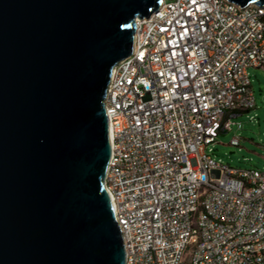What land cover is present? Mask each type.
<instances>
[{"label": "built area", "instance_id": "2783aa9c", "mask_svg": "<svg viewBox=\"0 0 264 264\" xmlns=\"http://www.w3.org/2000/svg\"><path fill=\"white\" fill-rule=\"evenodd\" d=\"M227 1L161 0L111 68L104 185L123 264H264V170L207 148L254 107L247 68L264 67V6Z\"/></svg>", "mask_w": 264, "mask_h": 264}, {"label": "water", "instance_id": "95a60500", "mask_svg": "<svg viewBox=\"0 0 264 264\" xmlns=\"http://www.w3.org/2000/svg\"><path fill=\"white\" fill-rule=\"evenodd\" d=\"M160 2L0 0V264H123L103 100Z\"/></svg>", "mask_w": 264, "mask_h": 264}, {"label": "rangeland", "instance_id": "374dc122", "mask_svg": "<svg viewBox=\"0 0 264 264\" xmlns=\"http://www.w3.org/2000/svg\"><path fill=\"white\" fill-rule=\"evenodd\" d=\"M228 1L226 0L225 3ZM254 107L232 118L227 131H220L208 153L213 159L237 169L264 170V67L247 68ZM235 136L238 145L229 144Z\"/></svg>", "mask_w": 264, "mask_h": 264}]
</instances>
